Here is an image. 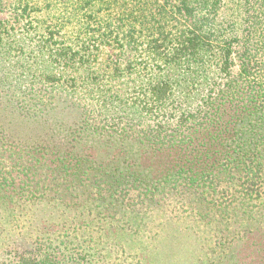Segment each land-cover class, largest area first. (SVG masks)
Returning a JSON list of instances; mask_svg holds the SVG:
<instances>
[{"label": "trees", "instance_id": "obj_1", "mask_svg": "<svg viewBox=\"0 0 264 264\" xmlns=\"http://www.w3.org/2000/svg\"><path fill=\"white\" fill-rule=\"evenodd\" d=\"M3 1L25 19L38 6ZM123 1L129 27L140 14L161 34L155 0ZM181 2L200 15L187 55L153 65L154 48L133 65L144 99L131 115L116 82L103 105L82 104L91 89L39 72L17 55L31 32L0 20V264H168L187 245L182 264H264V0ZM51 44L39 45L48 63L78 61Z\"/></svg>", "mask_w": 264, "mask_h": 264}, {"label": "rangeland", "instance_id": "obj_2", "mask_svg": "<svg viewBox=\"0 0 264 264\" xmlns=\"http://www.w3.org/2000/svg\"><path fill=\"white\" fill-rule=\"evenodd\" d=\"M37 1L38 6L35 10H31V17H27L28 19L22 18L23 16L16 13L12 1L9 3L3 1L5 4L0 3V20L14 27V33L18 37H21V34L27 30L31 32L27 34L28 36H25L26 49L23 48V52L19 51L17 55L23 56L31 64L34 60L38 61L39 68L37 70L39 72L52 70L57 72V76L62 74L63 79L71 88L72 84H76L78 88L81 87L80 89L90 88V92L77 95V100L81 101L82 104L88 105L89 102L94 101L98 103L97 106L103 105L108 100L105 101V98L111 95L112 97L115 96L112 94L113 91L110 85L112 82H116L117 88L122 91L120 99L125 103L123 114L129 113L130 115L133 110L131 103L140 102L144 99V97L141 99L143 96L141 93L142 87L139 88L137 85H133L136 80V76L132 71L133 65L135 70L139 68V72H141V60L146 62L145 58L148 56L144 55L154 48L159 49V55L155 59L152 57L153 65L156 64L157 58L161 65H165L163 62L169 60L172 63L178 62V58L187 55V35L191 34L194 29L191 22L200 17L197 13L194 15L188 13L187 7L183 6L181 2L182 0H155L146 11L149 16H152L151 22H154L156 26L161 25L159 29L161 34L158 36V33H151L149 30L150 25L147 24L143 15L138 14L139 17L135 22L136 29L127 25L128 10L125 7L127 5H123L125 2L123 0H118L112 8L107 2L98 3L101 0ZM122 5L124 7H121ZM153 12L157 14V17L152 15ZM28 20H32V26L28 24ZM143 22H145L146 28L142 25ZM233 24L228 17L219 22L221 30L227 34L232 32ZM134 35L135 37L131 38ZM176 36H179L181 44L177 42ZM45 40H49L52 47L59 48L62 55L70 53L71 47L75 52L80 50L85 55L79 60L82 55L80 53L77 56L78 61L72 65H68L66 61L62 63L54 61V64L48 63L45 56L50 55L51 52L48 48L39 46ZM127 40L131 41L130 48L126 43ZM119 41L124 45L123 47H121ZM166 43L172 44L171 50L174 52L168 58L162 55L167 49L161 50ZM173 56L176 57V60ZM126 60L131 62L122 68L127 66L128 71L124 69L126 71L121 70L119 72L120 69L116 68L115 70H100L98 73L91 70L95 66H97L96 70L98 66H118V62L121 61L124 64ZM52 66L54 69L50 70ZM171 70V72H175L177 66H173ZM214 72L213 70L208 77H213L212 82L222 84L223 80L220 79V76L223 74L220 70L216 74ZM176 76L180 75L176 74ZM217 77L219 78L217 79ZM85 79H89L90 82L86 83ZM180 80H183V78L179 77L173 82L180 83ZM97 81L102 83L96 85ZM185 83L187 84V77ZM105 92H107V96L103 95ZM143 105L142 103V108ZM93 122L99 124L97 119H93ZM187 250L175 249L176 252H179L180 258L179 256L171 257L168 264H182L181 257L187 256Z\"/></svg>", "mask_w": 264, "mask_h": 264}]
</instances>
